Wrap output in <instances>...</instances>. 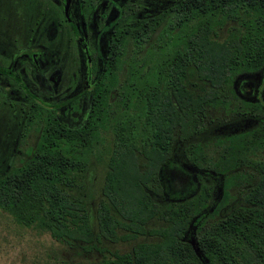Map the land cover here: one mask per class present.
Masks as SVG:
<instances>
[{"label": "trees", "instance_id": "1", "mask_svg": "<svg viewBox=\"0 0 264 264\" xmlns=\"http://www.w3.org/2000/svg\"><path fill=\"white\" fill-rule=\"evenodd\" d=\"M142 3L127 0L130 13L116 14L84 118L69 126L42 117L32 156L0 176V210L85 251H105L102 238L159 237L85 264H264V0H162L140 13ZM255 76L256 100H241L235 85ZM207 108L257 124L231 132L226 123L208 155L199 140ZM100 149L92 215L89 157ZM177 167L184 176L173 182L165 172ZM230 188L241 202L208 221L230 203ZM154 218L164 225L146 229Z\"/></svg>", "mask_w": 264, "mask_h": 264}, {"label": "flooded vegetation", "instance_id": "2", "mask_svg": "<svg viewBox=\"0 0 264 264\" xmlns=\"http://www.w3.org/2000/svg\"><path fill=\"white\" fill-rule=\"evenodd\" d=\"M20 1L22 20L0 25V162H10L3 174L32 156L42 117L69 126L84 118L98 93L110 27L120 8L131 10L127 0ZM161 1L143 0L140 13Z\"/></svg>", "mask_w": 264, "mask_h": 264}, {"label": "rangeland", "instance_id": "3", "mask_svg": "<svg viewBox=\"0 0 264 264\" xmlns=\"http://www.w3.org/2000/svg\"><path fill=\"white\" fill-rule=\"evenodd\" d=\"M20 0H0V25H8V22L15 20L13 26L16 23L22 20L21 14L22 11L26 10L24 6L21 5ZM50 6H53V3H48ZM54 7V6H53ZM28 8V7H27ZM17 9L18 14L15 16L14 10ZM33 12L32 8H29ZM25 13V12H24ZM14 16V17H13ZM18 17V18H16ZM14 18V19H13ZM62 24H64L62 22ZM10 28V26H8ZM66 27V24H64ZM3 29L2 31L3 34ZM11 29V28H10ZM68 29V28H67ZM12 30V29H11ZM69 30V29H68ZM0 33V38H5ZM226 34V27L224 26L218 32V39H221ZM8 36H12V31L8 30ZM67 37V45L69 51H71L72 42ZM74 48V47H73ZM241 82L235 85L236 94L241 100H256L257 77H243L240 79ZM198 90V89H195ZM229 107H233L232 104ZM233 110L236 109H211L207 108L206 117H205V128L202 130V133L199 135V140L204 145V152L208 155L214 156L216 151L219 150V146L216 144L215 139L224 135L226 130L224 126L226 123H234L231 127L227 128L231 132L236 130L244 131L250 127H253L257 124V118L252 117L249 114H243L242 109H237V112L242 111L241 114L235 113ZM233 127L235 129H233ZM238 128V129H237ZM229 132V131H227ZM106 144V143H105ZM178 148L176 152V162L179 166V162H183L186 158L184 157L182 150L179 148V142L175 143ZM174 148V147H173ZM94 151V154H96ZM100 151H102L100 149ZM105 152V150H103ZM102 151V154H103ZM99 153V152H98ZM92 154L89 157L90 161V185L94 189V194L90 197L89 200V210L91 214H94L96 208V202L99 196L100 183L102 181V174L104 171V159L105 156L101 154L100 157H95ZM14 164V163H13ZM10 162H0V175L3 174L9 167ZM14 165H18L15 163ZM178 169V170H175ZM174 170H168L165 172L168 176L171 177V180L177 181L181 177V171L179 168ZM246 170L247 168H243ZM183 175V174H182ZM192 175V173H191ZM184 176V175H183ZM184 179V178H181ZM184 181V180H183ZM179 188V186H178ZM175 188V189H178ZM229 195V204H227L220 212H224L230 208V205L239 204L241 199L237 189L230 188ZM220 214L215 215L212 219L208 221L215 220L220 217ZM93 228H95L94 219L92 220ZM164 223L161 220L156 218L149 220L145 224V228H157L163 226ZM117 234H122L124 231L117 229ZM98 243V246L104 247L105 251L99 253L96 250L85 251L79 245L66 246L59 243L49 236L46 232H40L34 230L33 228H28L14 222L12 217L0 210V264H85V263H95L102 255H108L111 252L123 253L130 250V248L137 242H157L159 241L158 236H150L147 234L138 235L134 239H129L126 241H116L109 242L103 238Z\"/></svg>", "mask_w": 264, "mask_h": 264}, {"label": "water", "instance_id": "4", "mask_svg": "<svg viewBox=\"0 0 264 264\" xmlns=\"http://www.w3.org/2000/svg\"><path fill=\"white\" fill-rule=\"evenodd\" d=\"M189 244H190L192 250L194 251L195 255H196L197 257H200V253H199V251H198V248H197V246H196V242H195L194 238H190V239H189Z\"/></svg>", "mask_w": 264, "mask_h": 264}]
</instances>
